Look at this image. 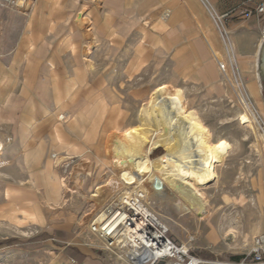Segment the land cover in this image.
<instances>
[{
    "label": "rangeland",
    "instance_id": "1",
    "mask_svg": "<svg viewBox=\"0 0 264 264\" xmlns=\"http://www.w3.org/2000/svg\"><path fill=\"white\" fill-rule=\"evenodd\" d=\"M46 1L48 6L50 0ZM91 2L92 0H77V5L73 9L84 13L91 7ZM58 4L59 2L56 5ZM31 8L33 7L29 9ZM19 10L25 11V9ZM82 17V15L70 17V26L80 22ZM262 17L264 18V16ZM87 29L89 27L84 26L83 30L87 36L89 35L87 39L90 40L91 33L87 32ZM99 35L101 37L100 47L92 49V55L89 58L92 57L95 62L94 79L85 72L84 63L89 59L82 57L83 50L78 48L74 53L76 57L74 66L78 70L74 75L80 83H85L81 88L83 94L79 96V100L92 98L97 95L96 92L91 93L92 88H99L101 96L110 104L113 115L114 113L117 115L119 109H128L129 120L122 124L121 129L135 126L138 122L134 119L141 109L142 104L140 103L143 99L136 97L135 93L141 90L148 93L156 85L165 83V79L169 75L172 76L170 73L172 66L156 63L155 53L147 51L144 42L136 48H132L130 52L122 46L116 49L108 48L107 33L101 31ZM132 35L134 38L135 33ZM230 37L234 43L231 33ZM260 41L254 64L244 65L242 63L244 59L238 53L237 59L233 60L235 65L230 68L226 55L223 54L224 58H221L227 66V72L223 76L216 65L217 63L214 62V67L219 75L218 85L211 84L208 78L211 64L204 66L200 76L192 73L186 76L179 71L173 74L175 85L184 84L182 88L186 90L187 98L209 126L213 140L223 139L231 145L224 163L218 168L219 182L206 191L205 197L209 206L220 213V218H224L229 210L236 208L241 211L243 226L238 234L223 237L217 243L211 240L204 234V228L200 229L198 222L191 216L189 210L185 209L187 207H183L186 206V203L177 193H171L165 197H157L152 194L148 196V203H146L152 214L169 230L168 236L174 242L180 244L192 240L194 253L205 252L202 256L216 254L223 260L235 263L248 257L254 247L255 238L264 235V228H257L253 232L248 228L250 225L257 226L262 220L264 227V141L261 139L264 136V30L261 32ZM219 54L218 52L216 55L219 56ZM112 73H114L115 91L113 94H109L105 82ZM46 76L49 75H40L36 80L34 90L27 98L30 103L36 105L39 102L42 104L43 101L50 102L53 86L51 80ZM64 76L66 74H57V79L54 82L55 88L63 89V92L66 87L65 82L62 85ZM252 78L256 80H252ZM251 88L255 93L253 95ZM243 100L249 106L257 134L245 129V125L238 120ZM22 105L23 101L20 100L21 110L25 108ZM33 109L29 113L5 111L1 114L0 121L3 120L4 125L8 127L4 130L0 129V135L3 133L5 137L15 139H33L45 136L54 138L50 128L47 127L48 125H39V122L41 124L45 120V115L41 112L42 109L39 107ZM110 115L111 113L106 119L100 117L99 120H89L88 137L81 142L85 152L75 154L71 159L60 162L57 168L58 176L66 179L70 191L62 192L61 205L55 208L45 206L39 197L43 193L46 194L49 189L43 177V170L35 169L37 163L43 165V162L33 160L27 167L28 173H30L28 176L25 164L33 156L28 153L29 148L21 150L19 157L10 159L5 155L7 153L5 146L0 154L2 171L0 173V241L11 238L27 241L43 232L53 233L56 227L63 228L70 231L73 244H77L79 240L88 241L90 245L88 253L102 259L105 264H120L117 262L116 255L90 232V225L94 222L96 215L103 211H115L118 204L117 193L112 192L110 188V181L116 178L117 173L111 165L109 140L102 139L104 128L107 135L114 132L112 127L108 126ZM68 141L78 142L79 139L70 136ZM52 144H54L53 141ZM103 146L107 148L105 153L102 152ZM55 153L65 155L66 151ZM159 153L160 150L154 151L149 157L154 160ZM45 159L44 164L46 165L48 160L52 159V155ZM31 177H36L37 184L34 187L24 184ZM129 186L128 190L131 192L136 185ZM4 189L9 193V200L5 199ZM29 189L32 192H26ZM97 192L102 193L99 196L101 202L94 197ZM30 203L41 205L42 224L37 222L32 215L34 211ZM97 204H100L101 207ZM25 210L26 212L23 213L22 211Z\"/></svg>",
    "mask_w": 264,
    "mask_h": 264
},
{
    "label": "crops",
    "instance_id": "2",
    "mask_svg": "<svg viewBox=\"0 0 264 264\" xmlns=\"http://www.w3.org/2000/svg\"><path fill=\"white\" fill-rule=\"evenodd\" d=\"M76 1L50 0L45 8V0L44 8L37 11L31 8L24 12L0 5V118L5 111L29 113L39 107L44 114L46 108L57 110L55 96L64 92L55 88L53 78L57 79V74H66L63 85L65 78L72 74L76 59L68 47L73 44L76 50H84L89 43L92 49L100 47L101 31L107 33V47L111 49L122 46L131 52L132 48L144 42L145 49L155 53L156 63L172 66V76L169 75L165 83L175 84L173 74L178 71L186 76L191 73L200 76L204 66L211 64L208 78L211 84L218 85L219 75L214 62L217 63L218 52L220 57L226 52L207 7L218 15L231 14L227 27L234 37L235 58L239 53L244 65L256 62V51L259 50L260 35L264 30L262 16H242L264 0H92L91 7L84 13L73 9ZM74 15H82L83 21L70 26V17ZM84 19H88V22H84ZM84 26H88L87 30L93 33L90 40L83 30ZM68 35L72 36L70 40ZM40 75H49L46 77L51 80L53 95L50 102L34 105L27 98ZM108 79L114 92V73ZM20 100L26 109H20ZM44 119L39 125L50 128L47 117ZM7 127L1 120L0 129ZM0 142L6 146L5 155L10 159L19 157L21 150L29 148L28 153L33 156L25 164L28 176L27 167L34 159L44 164L47 156L64 151L55 138L46 136L15 139L2 133ZM13 240L17 241L9 242ZM77 244H73L70 231L57 227L53 233L43 232L27 241L18 238L1 240L0 264H105L102 259L87 252L90 246L88 241L79 240ZM196 256L202 259L203 264H237L223 260L216 254L214 258Z\"/></svg>",
    "mask_w": 264,
    "mask_h": 264
},
{
    "label": "bare ground",
    "instance_id": "3",
    "mask_svg": "<svg viewBox=\"0 0 264 264\" xmlns=\"http://www.w3.org/2000/svg\"><path fill=\"white\" fill-rule=\"evenodd\" d=\"M44 1L38 0L32 6V9L37 11L44 8ZM85 21L88 22V19H84ZM145 36L148 37V35ZM70 37L68 35L69 40ZM68 49L74 55L75 45L71 44ZM81 53L83 58L89 59L92 55V44H87ZM73 67L74 69L71 71L74 72L65 78L64 94L55 96L58 109L46 108L43 112L50 122V132L66 151L65 155L53 153L52 159L48 160L45 167H43L44 164H36L35 169L43 170V177L49 188H46L48 189L46 194L43 193L39 196L43 204L50 208L61 205L62 192H68L70 189L66 184V179L58 176L57 168L60 162L71 159L75 154L85 152L81 142L88 137L89 120H99L100 117L106 119L108 114L111 113L108 126H111L114 132H111L109 136L104 128L102 139L109 140V151L112 156L111 165L117 173L116 178L110 181V188L112 192L117 193L118 201H128L132 199L133 194L140 193L148 203V196L152 194L157 197H165L171 193H177L186 203V206L183 207H187L185 209L189 210L191 216L198 222L200 229L204 228V234L211 240L217 243L223 237L238 234L243 226L241 211L235 208L229 210L224 218H220V213L209 206V202L206 201L205 197L206 191L211 186L218 184L220 179L218 168L224 163L231 145L223 139L213 140V134L209 126L200 113L192 107L190 100L187 98L186 90L180 85L161 83L148 93L142 90L137 91L135 96L140 99L143 98L140 103L142 104L141 109L138 113L136 111L137 116L134 119L138 124L121 129L122 124L129 120V111L119 109L117 115L115 113L113 115L110 104L101 96L99 88H92L91 90V93L96 92L97 95L79 100V96L83 94L81 88L84 87L85 83L78 81V78L74 75L78 70L75 66ZM94 68L95 62L92 59L85 61V72L90 74L92 79L95 78ZM53 80L55 81L54 78ZM108 81L107 78L105 87L109 94H113L114 92ZM251 94H255L253 88H251ZM242 106L238 120L245 125V129L257 134L249 112V106L244 100ZM70 136L78 138L79 141L69 142ZM261 139L264 141V136ZM4 147L0 142V153L4 150ZM105 147L103 146V153L107 149ZM159 150V155L152 160L149 155ZM34 160L35 162L40 161ZM35 178H29L28 182H24V184L34 187L37 184ZM129 185H136L133 192L128 190ZM100 194L102 193L97 192L94 195L97 201L100 200ZM9 197L6 190L5 199L9 200ZM36 204L30 203L34 211L32 215L37 222L42 224L41 206ZM100 204L97 205L100 206ZM22 212L25 213L26 210ZM122 217L123 213H119V210L103 211L97 214L93 221L96 224L103 223L102 227L112 222L109 227L111 228ZM248 228L251 232L257 230V228L263 229V220L257 226L250 225Z\"/></svg>",
    "mask_w": 264,
    "mask_h": 264
},
{
    "label": "built area",
    "instance_id": "4",
    "mask_svg": "<svg viewBox=\"0 0 264 264\" xmlns=\"http://www.w3.org/2000/svg\"><path fill=\"white\" fill-rule=\"evenodd\" d=\"M38 0H0V5L10 10L29 9ZM205 4V3H204ZM206 5V4H205ZM228 57V66L235 63L236 50L231 40L227 21L231 14L218 15L208 8ZM264 16V2L254 10L242 14L244 18L253 15ZM234 60V61H233ZM219 71L224 76L226 65L216 55ZM133 192V190L131 191ZM123 217L111 228L112 222L90 225V232L114 253L120 264H203L201 258L194 255L192 240L176 243L168 235L169 230L146 206V200L140 193L132 195L128 201H118L117 209ZM115 210V211H116ZM102 227V228H101ZM237 264H264V236H257L254 247L248 257Z\"/></svg>",
    "mask_w": 264,
    "mask_h": 264
},
{
    "label": "trees",
    "instance_id": "5",
    "mask_svg": "<svg viewBox=\"0 0 264 264\" xmlns=\"http://www.w3.org/2000/svg\"><path fill=\"white\" fill-rule=\"evenodd\" d=\"M16 242L17 240H13V241H9V242ZM195 255H199V256H202L205 254V252H197V253H194ZM214 258V256H212Z\"/></svg>",
    "mask_w": 264,
    "mask_h": 264
}]
</instances>
